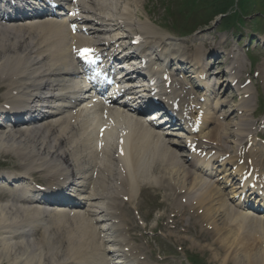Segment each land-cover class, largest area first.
<instances>
[{
  "label": "bare ground",
  "instance_id": "1",
  "mask_svg": "<svg viewBox=\"0 0 264 264\" xmlns=\"http://www.w3.org/2000/svg\"><path fill=\"white\" fill-rule=\"evenodd\" d=\"M97 1L76 0L73 7L77 10L81 8L82 12L93 17L91 19H97L99 24L106 25L97 28L100 33L107 32L106 35H110V33L115 32L110 37H119L118 39H120L127 29L130 31L137 30V34L143 38V41H145L146 33L152 34L142 24H135L134 27L137 29H133L132 21H128L122 16L111 20L106 19L103 14H108V12H104L100 4L107 2L112 6L114 0H103L99 4ZM85 3H89L90 6H84ZM74 10L72 9L74 13L70 18L66 17L63 22L47 21L42 24L36 20H31L29 23H18L11 26L0 24V101L2 104L25 107L30 103L32 107H36V103L42 100L48 103L45 111L40 110L42 114L44 113L42 118H40L42 116L41 112L34 108L20 110L14 114L9 110L6 111V114H10L8 116H12L14 120L25 119L24 122H17L14 125H5L4 127L0 126V155H7L10 159L15 160L17 165L25 171L20 175L14 174L16 184L19 186H16L15 190L10 192L9 202H0V211H5L3 217L0 215V263L9 261L10 264H43L46 259H49V264H102L100 256L103 254L107 257L105 252L115 248L117 249L116 254H119L126 263V259H129L131 263L133 261L134 264H143L138 261L140 252L120 239L123 227L122 219L116 211L117 205H120L117 202L118 197L121 191L127 188L129 190L136 188L138 183L143 181L140 172L136 173L135 171L136 162L139 163L138 168L141 171L148 172V167L154 157L157 158L161 155L160 159L163 160V163L167 158L175 161L178 159L175 148L166 143L160 135L140 128V124L134 122L118 106L108 110L105 120L102 118V113L98 112L97 106L74 111H67V109L58 107L63 106L65 108V102L61 101V98L66 93H71L75 88L73 80L75 67L70 55L71 46L77 40L80 41L78 42L79 46L86 45L94 40L92 37L97 34L92 31L88 33V36L86 34L83 37L80 35L70 36L67 33L65 30L66 24L76 21ZM9 21L17 20L12 17ZM105 21L111 22L107 25ZM222 43L219 40H199L198 44L189 45L188 49L193 50L195 54L197 51L203 54V48L205 47L218 52ZM150 44L152 47L143 52L145 55H151L153 48L162 50V55H164L163 61L160 63L161 66L159 65V68L155 69V73H160L159 77H161L162 70L166 73L168 63L181 57L179 54H171L173 52L178 53L179 46L177 48L164 47L163 49L162 45L166 43H163L161 39L158 42H150ZM144 54L141 56H145ZM193 62L201 71L206 70L208 66L198 56ZM220 63L217 59L210 64V67L212 65L219 66ZM176 67L179 68L177 65ZM235 67L239 71L241 63L236 61L227 66L228 83L239 78L238 72L234 70ZM215 73L216 75L220 74L218 71ZM259 76L264 82V66L259 67ZM197 82L201 84L199 79H197ZM173 83L177 84L179 81L174 78ZM218 84V86L223 87V83ZM223 88L224 90L231 89L228 84ZM172 91L175 92L176 88ZM238 91L239 89L236 92L238 93ZM52 93H54L53 96L46 97ZM55 94L60 96L56 100ZM219 95L217 94V100L214 103L216 106L221 103L226 105L234 98L233 95H229V100L223 101ZM248 103V101L241 99L238 103L240 108L237 110L246 114L249 109L245 104ZM235 110L236 107L219 117L207 111V115L204 114L202 121V130L197 137L211 142L214 145L211 149L218 152L211 162L218 160L221 156L223 157L225 153H232L228 158H224L225 161L222 163L231 164L236 167L237 171H242L247 165V158H251V165L255 169L261 168L260 165H262L263 159L257 155L258 162H256L255 152L249 151L247 158L244 157V164L239 163L244 152L242 150L243 144L248 142L250 136V123L244 119V115H234L235 120L229 121ZM224 119H227V122L222 121ZM102 120L103 124L100 123ZM212 123L215 126L214 129L204 132L207 124ZM102 125H105L104 138L101 140L105 141L104 148L109 149L112 147L110 144L112 137L122 138V143H120L121 141H113L115 144L120 143L117 146L118 149H122L123 155L118 158L119 165L117 167L106 159L107 156H104L100 165L97 166L96 163L92 162L93 156L88 153V149L85 147L91 146L92 152L94 155L96 154V137L93 129L95 126L99 128ZM81 126H83L81 128V138L84 137L82 141L75 139V136L80 138L76 133V129ZM229 138L232 139V142L228 141ZM251 140L252 138L249 141ZM228 143H231L232 146H226ZM136 157L139 158L136 160ZM206 162L208 160L206 161L204 158L199 159L196 165H204ZM165 165L168 164H163V166ZM221 166L219 165V167ZM192 167L196 169V166ZM224 167L225 165H223ZM175 168L177 172L182 170L181 166H175ZM37 173L42 174L41 177L48 179L50 182L47 186L48 189H45L46 194L60 189L58 186L60 181L63 184L66 183L69 186L68 188H78L76 189V196L80 201L79 203L77 201L72 207L86 208L83 213L75 212L68 216L75 224V228L79 229L78 235H72V230H70L71 233L69 231L62 233L65 228L58 221L64 218L66 215L64 212H73L72 209L70 211L51 210L49 214H46L44 212L45 207L33 199L23 200L24 196L20 198L19 190L21 188L28 187L29 190H32L29 180L32 179V175ZM215 173L221 174L222 172ZM94 174L97 175L93 177ZM185 175H193V173L187 171ZM221 175H224L223 179L228 177L226 171H223ZM67 176L69 178L73 177L74 180L73 178L66 180ZM109 177L111 181L118 180L116 187L106 188L105 180L109 181ZM230 179L225 182L223 180V182L228 183ZM165 180L169 182L170 177L165 178ZM223 182L221 188L224 185ZM123 187L127 188L124 189ZM212 187L211 180L203 179L200 176L193 177L190 187L186 188L181 185L177 193V195L187 197L193 194L194 198H192L191 203L183 204L167 195L164 196V199L171 202L173 207L177 209L187 207L188 213L193 214V216L196 215V218L201 222L200 224L206 226L205 229L200 230L199 235H211L212 237L214 234L221 232L215 225L218 211L223 213L226 227L238 226L237 231H230V228H226L225 232L221 233L224 236L221 239L222 244L219 245V249L225 254L222 258L223 264L229 259L232 262H237V264H264V235H262L264 234V219L246 213V210L250 208L242 204L241 201H237L233 205L230 203L231 197H237L241 194L237 187L231 188L228 196L218 189L219 203H210L208 205L210 206L209 209L203 207L202 204L210 199L209 195ZM195 190L199 193H195ZM27 191L25 189L21 191V194L23 195ZM67 191L72 193L69 189ZM64 193L63 197L65 198ZM238 204H241L242 207L240 208ZM64 205L68 206L70 204L66 203ZM236 209L243 212L236 211ZM39 214L41 217L48 216L50 219L38 224L39 218L37 220V217L34 216ZM262 214L264 213H259V215ZM82 219H86L88 223ZM91 221L96 222L98 225L90 223ZM79 223L85 224L83 226L85 229L79 228ZM104 223L109 225L107 230L111 233L100 236L99 232L101 233L103 228L101 225ZM38 232H48L49 235L42 234L39 236L38 243H34L30 239L29 242H25V237H31ZM42 243L48 246L47 255H44L43 252L29 253V247L40 249ZM19 246H25L24 251H18L19 253L13 258L11 252ZM26 249H28V253ZM41 251L43 250L41 249ZM50 251L56 252L55 256ZM35 257H37L36 260ZM109 263L107 260L106 264Z\"/></svg>",
  "mask_w": 264,
  "mask_h": 264
},
{
  "label": "rangeland",
  "instance_id": "2",
  "mask_svg": "<svg viewBox=\"0 0 264 264\" xmlns=\"http://www.w3.org/2000/svg\"><path fill=\"white\" fill-rule=\"evenodd\" d=\"M130 2H131L130 0L121 1V3H127V4H129ZM206 3L210 4L211 6H215V4L213 5L211 0H206ZM178 4L174 3L171 5V3L168 2L167 0H163V1L146 0L144 5L142 3L138 4L137 7L136 5H132V4L129 5V8L126 9H130V11L126 15L131 17L133 21L136 22L138 20L144 21V18L148 17V19L151 22H154L155 24L159 25V27H156L157 31L162 33H166V32L172 33V31H174L173 30L174 27L177 26V24L172 26L171 24H169L170 22L165 20V16L170 11L175 12L176 16H178L179 14V10L177 9ZM263 4L264 2H262V4H257L255 7L257 9L258 8L261 9L262 7L261 5ZM142 6L145 7V10L142 9ZM250 8L253 9L254 7H250ZM256 8L254 10H249L250 12L248 13H251V15L243 19L244 22L242 23V25L235 24L234 25L235 27L232 25L231 27L226 28V30L224 31H222L221 27L220 28L212 27L208 30H205L204 33L200 35L204 37H208L210 35H217L220 38H226V39L228 38V42L230 46L229 48L230 49L240 48V50L248 46V44L251 41L250 39L254 38L257 40V44H254L253 48L250 49V51L254 52L257 56L256 64L250 67L249 63L246 60H242L244 67L242 69L241 78L239 82H242L247 78L254 79L255 78V76H253L255 75L254 72L256 71L258 65L264 61V49L261 46L262 45L261 41H263L262 39H264V17L260 14H255ZM203 14L204 12L202 13V15ZM256 16H259L261 19L253 20V18ZM179 27L180 29L182 28V26L180 25ZM153 39H149V40H153ZM208 59H210V57ZM221 77L223 78V75ZM248 86H249L248 87L249 91L251 93V109H254V107L256 106L254 105L256 103L255 101L256 97H258L259 99V106L261 108H264L263 85L259 84L257 86L258 93H256L255 89L252 86L250 85ZM262 118L263 115H259L255 119V120L260 119V121L255 122L258 131L264 130V124H261ZM248 119L251 121L254 120L253 116L251 115L248 116ZM211 127L212 126H210L208 130ZM0 164L6 166L7 168H12V169L17 168L15 166V161L13 159H10L8 156H0ZM171 172L172 169H165L163 163H161V161H158V163H156V165L153 168L152 174L155 176H161V175H170ZM160 193H162V191L157 190L155 187H149L148 185H143L141 188V193L138 195L136 201L130 204L131 208L125 206V208L122 210V215L124 217L131 216L133 220L132 222L133 225H138L139 227H141V229L137 228L139 232H134V233L136 235L142 234L143 239L140 240L139 242H135L132 240L133 243L135 244L138 243L147 253L151 254L150 256L154 257L157 260L162 259L166 261L167 264H179L178 260L180 256L186 257L190 260L191 256L198 253V251H201L202 253V254L198 253V256L201 258L200 260L201 263L205 262L206 264H222V258L224 256H222L220 249L217 246H215L209 240V238L195 239L190 234H181L177 230H173L172 232L171 231L164 232L159 227L155 229V225L158 224V219H159V217H157L156 209H166L161 202ZM169 195L170 197H174L172 191H169ZM181 213L186 214L187 211L183 209L181 210ZM0 215L3 217L5 215V211H0ZM139 217L141 220L139 219ZM62 223H64L67 228V229H63L62 233H64V231L70 232V230H72V233L70 232L72 235H78L77 233H79V229L75 228V224L73 223V221L67 220V222L62 221ZM216 224L218 225V228L220 230L224 227L222 216L219 215L217 217ZM79 228H84V227H79ZM197 230L198 229H196L195 231ZM159 233H162L163 236L161 237ZM219 237L222 238L223 234H220ZM27 239H31L34 241V243H38L39 235ZM27 239H25V241H28ZM197 243H199L200 246L204 245L205 248L204 247L200 248ZM42 244L43 245H40L41 247L40 249L29 247L30 249L29 253L37 254L43 252L44 255H47L46 251H49L48 246L45 243ZM25 246H19L15 248L11 252L12 257L14 258L15 255L19 253L18 251H24ZM41 249L43 251H41ZM26 251L28 253V249H26ZM50 252L55 256L56 252L54 251H50ZM215 256H217L216 259H214ZM34 259L36 260L37 257H35ZM49 261H50L49 259H46V261L43 264H49ZM228 261H231V259L226 261L227 264L230 263ZM0 264H10V263L8 261V262H1Z\"/></svg>",
  "mask_w": 264,
  "mask_h": 264
},
{
  "label": "snow or ice",
  "instance_id": "3",
  "mask_svg": "<svg viewBox=\"0 0 264 264\" xmlns=\"http://www.w3.org/2000/svg\"><path fill=\"white\" fill-rule=\"evenodd\" d=\"M90 50H87V49H85V50H83L82 52H81V55H87V53L89 52Z\"/></svg>",
  "mask_w": 264,
  "mask_h": 264
}]
</instances>
